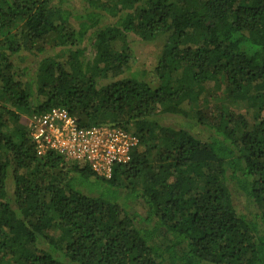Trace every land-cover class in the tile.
Wrapping results in <instances>:
<instances>
[{
    "label": "trees",
    "instance_id": "trees-1",
    "mask_svg": "<svg viewBox=\"0 0 264 264\" xmlns=\"http://www.w3.org/2000/svg\"><path fill=\"white\" fill-rule=\"evenodd\" d=\"M73 1L0 0V264H264V0ZM53 108L129 159L38 152Z\"/></svg>",
    "mask_w": 264,
    "mask_h": 264
},
{
    "label": "built area",
    "instance_id": "built-area-1",
    "mask_svg": "<svg viewBox=\"0 0 264 264\" xmlns=\"http://www.w3.org/2000/svg\"><path fill=\"white\" fill-rule=\"evenodd\" d=\"M38 152L57 151L68 161L86 163L97 174L108 178L112 168L129 159L135 138L115 127L79 128L62 108L32 115L28 122Z\"/></svg>",
    "mask_w": 264,
    "mask_h": 264
},
{
    "label": "rangeland",
    "instance_id": "rangeland-1",
    "mask_svg": "<svg viewBox=\"0 0 264 264\" xmlns=\"http://www.w3.org/2000/svg\"><path fill=\"white\" fill-rule=\"evenodd\" d=\"M73 4H74V7L79 8L80 1L74 0ZM162 41H163V38L158 39L154 43H152V42H141V41L134 39L133 37L128 36V44L133 49L134 65L130 69H126L122 76H125V77L134 76L137 79L144 78V77H142L141 72L145 71L144 69H151L154 66V64L156 62V58H155L154 54H155L156 49L161 47ZM145 78H147V77H145ZM231 108H233V107L231 106ZM32 115H34V114H31L29 116H23L22 122L25 124H28ZM168 121L171 123H174V121H172L171 119H169ZM9 186H10V191H11V189H12L11 188L12 187L11 181H10ZM240 207L242 209H244L243 205H241V204H240Z\"/></svg>",
    "mask_w": 264,
    "mask_h": 264
}]
</instances>
